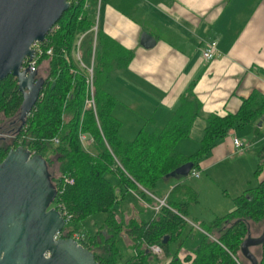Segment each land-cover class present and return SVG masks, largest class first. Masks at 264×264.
<instances>
[{"label": "trees", "instance_id": "trees-1", "mask_svg": "<svg viewBox=\"0 0 264 264\" xmlns=\"http://www.w3.org/2000/svg\"><path fill=\"white\" fill-rule=\"evenodd\" d=\"M86 1L70 0V8L55 25L58 28L44 40L45 52L37 63V79L42 78L43 85L39 100L24 125L20 118L23 95L16 78L10 75L0 82V121L2 115L10 118L14 134L10 143L0 146V162L10 150L20 146L43 156L48 167L53 163L52 157H56L60 164L59 177L75 180L74 184H65L63 193L58 192L56 199L72 216L66 225L65 237L82 232L87 218L101 212L107 214L102 228L95 234L89 233L86 242L98 264H117L118 238L122 234L130 239V246L135 250L125 264H150L156 256L145 244L161 245L170 258L167 264H242V256L245 257L242 245L251 235L250 222L264 219V180L235 197L236 208L232 212L217 217L210 224H200L206 235L185 259L178 251L172 255L169 246L188 224L184 218L188 203L179 202L175 195L185 189L193 202L197 200V193L192 188L176 187L167 198L168 206L162 207L153 220L134 217L127 220L118 213V205L130 190L154 202L145 190L155 194L159 181L186 163L193 162L197 169L199 160L231 129L264 118V95L252 93L235 114L210 115L200 148L192 155L177 151L176 146L191 134L202 107L198 99L183 96L168 126L157 132L141 129L135 139H125L121 135L122 121L114 115L117 100L106 90L105 83L112 71L127 67L134 55L99 29L94 74L97 113L86 108L88 72L79 67L73 57L75 42L85 32H88L82 48L85 61L88 62L92 54L93 33L90 31L95 22L93 12L85 9ZM51 48L53 54L48 55ZM45 61L48 63L43 70L41 65ZM81 132L94 139L91 146H83ZM56 137L59 143L54 142ZM109 174L118 182H113ZM59 177L52 180L55 185ZM216 230L220 236L214 240L208 234ZM166 236L169 237L167 242L164 241ZM258 246L263 251L262 259L251 250L257 246L250 247V251L258 264H264V242Z\"/></svg>", "mask_w": 264, "mask_h": 264}, {"label": "crops", "instance_id": "crops-1", "mask_svg": "<svg viewBox=\"0 0 264 264\" xmlns=\"http://www.w3.org/2000/svg\"><path fill=\"white\" fill-rule=\"evenodd\" d=\"M90 3L94 19L99 9L100 31L134 55L127 67L112 71L105 83L106 90L117 100L114 115L122 121L121 135L125 139H135L141 129L157 132L168 126L183 96L198 99L202 107L191 134L176 146L177 151L192 155L200 148L210 115L235 114L252 93L264 95V0ZM144 32L156 39L152 48L142 45ZM210 40L218 42L219 55L208 62L202 58V50ZM240 132L246 133L245 138L239 136ZM234 138L243 147L236 148ZM199 161V177H164L169 181L161 179L155 194L145 192L157 202L156 198H169L176 187L192 188L197 200L192 202L185 189L175 197L188 203L184 218L205 237L200 224H210L232 212L236 208L235 197L254 188V178L257 185L264 180V118L231 129ZM232 178H238L234 193L226 189ZM125 193L119 205L129 195L136 197L141 206L154 209L157 204L141 198L138 191ZM127 210V220H148L133 203L127 204ZM122 235L130 246V239ZM186 252L188 255L194 250Z\"/></svg>", "mask_w": 264, "mask_h": 264}, {"label": "water", "instance_id": "water-1", "mask_svg": "<svg viewBox=\"0 0 264 264\" xmlns=\"http://www.w3.org/2000/svg\"><path fill=\"white\" fill-rule=\"evenodd\" d=\"M70 0H0V82L12 75L23 95L22 124L36 106L43 79H37L32 60L37 41H44L63 14ZM156 39L147 32L141 43L152 48ZM46 159L24 146L9 151L0 163V250H5L10 264H98L95 254L72 237L55 235L65 228V219L56 208L48 210L57 195L48 173ZM194 163L189 162L165 177H188ZM165 237V242L168 240ZM264 242L250 235L242 245L245 257L258 264L250 247ZM51 257L45 258L44 253Z\"/></svg>", "mask_w": 264, "mask_h": 264}, {"label": "rangeland", "instance_id": "rangeland-1", "mask_svg": "<svg viewBox=\"0 0 264 264\" xmlns=\"http://www.w3.org/2000/svg\"><path fill=\"white\" fill-rule=\"evenodd\" d=\"M47 63L48 62L45 61V63L41 65L43 70L46 69ZM11 127L12 125L10 123V118H6L4 115H2L1 121H0V146L5 145V144L7 145L13 140L14 134L11 131L12 129ZM241 130L242 129H240L239 131ZM245 135L246 133H243V132L239 133V136L241 137L243 136V138H245L244 137ZM52 159H53V163L48 168V173H49L51 180L60 176V173H59L60 164L57 161L56 157H52ZM109 178L113 182H116L114 176L109 174ZM184 179H188V178H184ZM193 180L196 181L195 179ZM253 180H254L253 186L256 187L257 180L255 178ZM162 181H169V180L163 179ZM170 181H174V180L171 179ZM160 183L162 182L160 181L158 185H160ZM237 183H238V178H232V180L229 183H227L226 189L229 190L231 193H234L232 192V190L234 187H236ZM130 203H133L136 206V208H138V210L141 211V213H143V218L145 219L150 220L152 217L154 218V216L156 215V211L154 209L148 208L146 206H141L136 197L129 195L127 197V200L124 201L123 205H118V213L120 214V216H123V213L121 211H124V215L127 213L128 211L127 204H130ZM106 217H107V214L101 212V213H97L87 218L84 222L83 232L87 236L89 235V233L95 234L102 228L103 224L105 223ZM249 227H250L252 238L260 237L264 232V219L260 222L251 221ZM102 230L105 231V229H102ZM216 232L212 234H208V235L215 240L220 236L219 233H217L216 235ZM203 238H204V233L200 229L193 227L192 224L191 225L188 224L187 226L184 227L179 238L170 243V246H169L170 252L172 255H174L178 251L180 252L179 255L184 257L187 254L186 251L195 250L199 246ZM118 247H119L120 253L118 255L117 264H125L126 261L135 254V250L131 246L128 245L123 235H120L118 238ZM251 250L257 256L259 260L262 259L263 251L260 246L252 247ZM242 258H243L241 259L242 264H251V262L247 260L245 257L242 256ZM168 259L169 257L167 255H163L162 257H156L152 259L150 264H166L168 262Z\"/></svg>", "mask_w": 264, "mask_h": 264}, {"label": "built area", "instance_id": "built-area-1", "mask_svg": "<svg viewBox=\"0 0 264 264\" xmlns=\"http://www.w3.org/2000/svg\"><path fill=\"white\" fill-rule=\"evenodd\" d=\"M99 2H101V0H99ZM90 5H91L90 0H87L85 4V9L88 10L90 8ZM94 22H95L94 26L92 27L90 31L93 33V47H92V54H91L90 60L88 62L85 61L83 57V50H82L83 44L87 38L88 32L82 33L78 36L75 42L74 50H73V57H74V60L79 65V67H81L82 69H86L88 72V77H87L88 97L86 99V108L93 109L96 114L97 108H96V101H95V85H94L95 75L94 74H95V64H96L97 36L99 32V9L95 15ZM57 28L58 26H54L52 31H55ZM43 43L44 41H37L33 44L32 48L35 50L34 57L32 60L27 59L25 63V67L27 65H30L32 70H37L38 68L37 63H38L39 57H41L45 52L43 48ZM47 54L52 55L53 49L52 48L49 49L47 51ZM218 55H219L218 42L216 40L207 41L205 48L202 50V58L205 61L209 62V61L215 60ZM80 140L84 147H89L94 142V139L92 137H90L88 134L83 133V132L80 133ZM54 142L59 143V138L56 137L54 139ZM234 144L236 148L243 147V143L238 138H234ZM32 153L35 154V152H32ZM190 175L194 177H199L200 173L197 169H192L190 172ZM74 182H75L74 178H70L68 176L59 177L58 185H56L57 195H58V192L60 194L63 193L65 184H74ZM57 195H56V199H57ZM156 199H157V204L153 206V208L157 213L160 211L162 207L168 206V204H167V197L164 199H158V198ZM56 209L60 211L63 218L65 219V223H66L65 228H66V225L71 220L72 216L68 213L64 204L61 201L58 203L56 202ZM65 228L62 232H59L56 234L55 236L56 239L60 237H65L66 232H67ZM70 237L74 238L80 245H83L86 247L88 236L83 231L74 232L71 234ZM145 245L148 251L151 252L154 256L162 257L163 255H165V251L161 245L159 244H151V245L145 244ZM180 257L182 259H185L186 256L182 257L180 255Z\"/></svg>", "mask_w": 264, "mask_h": 264}, {"label": "flooded vegetation", "instance_id": "flooded-vegetation-1", "mask_svg": "<svg viewBox=\"0 0 264 264\" xmlns=\"http://www.w3.org/2000/svg\"><path fill=\"white\" fill-rule=\"evenodd\" d=\"M20 124V123H19ZM18 124V125H19ZM51 180V179H50ZM53 180V179H52ZM52 184L56 187L55 182L52 181ZM54 205V206H53ZM52 208H56V197L52 200V202L50 203L48 210L52 209ZM56 236V235H55ZM56 239V237H54ZM45 258H50L51 257V253L50 252H46L44 253ZM20 261H15L12 264H19ZM0 264H10V261L7 258L6 252L5 250H0Z\"/></svg>", "mask_w": 264, "mask_h": 264}, {"label": "bare ground", "instance_id": "bare-ground-1", "mask_svg": "<svg viewBox=\"0 0 264 264\" xmlns=\"http://www.w3.org/2000/svg\"><path fill=\"white\" fill-rule=\"evenodd\" d=\"M194 169V168H193ZM190 175V174H189Z\"/></svg>", "mask_w": 264, "mask_h": 264}]
</instances>
